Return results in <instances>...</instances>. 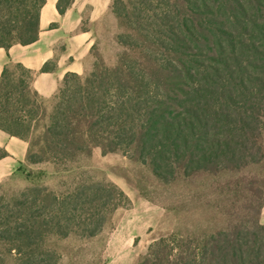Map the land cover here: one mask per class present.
I'll list each match as a JSON object with an SVG mask.
<instances>
[{
  "label": "trees",
  "instance_id": "16d2710c",
  "mask_svg": "<svg viewBox=\"0 0 264 264\" xmlns=\"http://www.w3.org/2000/svg\"><path fill=\"white\" fill-rule=\"evenodd\" d=\"M45 2L0 0V47L37 41ZM111 9L124 52L113 67L99 60L87 75L66 73L50 111L33 87L34 72L5 65L0 129L28 142L25 162L63 164L100 148L133 154L166 181L262 162L264 0H113ZM51 70L48 63L41 69ZM8 155L0 147V160ZM25 162L16 172L34 180ZM121 197L104 184L66 195L39 186L0 195V243L7 246L0 264L4 254L13 264H57L47 240L96 236ZM139 264H264V224L221 231L202 244L160 238Z\"/></svg>",
  "mask_w": 264,
  "mask_h": 264
},
{
  "label": "rangeland",
  "instance_id": "374dc122",
  "mask_svg": "<svg viewBox=\"0 0 264 264\" xmlns=\"http://www.w3.org/2000/svg\"><path fill=\"white\" fill-rule=\"evenodd\" d=\"M72 1L61 0L60 7L65 10ZM90 13L84 10L83 23L75 31L92 33L90 50L69 55L67 45L61 43L59 55L47 62L49 68L56 70L59 63L65 67L72 64L81 75H87L99 60L107 66L116 65L124 52L117 43L123 28L111 7L94 20ZM33 72L35 79L38 72ZM62 83L63 79H59L54 93L43 97L48 111ZM261 146L264 153V130ZM20 149L19 145H13L15 155H19ZM20 161L25 162L26 156L20 159L16 156L9 167L0 164V195L9 198L32 186L66 195L85 184L112 185L124 194L96 236L73 233L47 240L46 245L58 256L57 264H139L151 244L160 238L181 236L202 244L218 232L260 221L264 206V160L240 169L181 175L171 181L157 177L149 164L133 154L103 153L100 148L63 164L25 162V169L34 173V180L16 172ZM6 250L7 246L0 243V253ZM13 263V257L4 254L2 264Z\"/></svg>",
  "mask_w": 264,
  "mask_h": 264
},
{
  "label": "crops",
  "instance_id": "0c3cea01",
  "mask_svg": "<svg viewBox=\"0 0 264 264\" xmlns=\"http://www.w3.org/2000/svg\"><path fill=\"white\" fill-rule=\"evenodd\" d=\"M113 0H73L63 13L58 6L60 0H46L40 12V34L37 41L28 45L16 44L6 50L0 47V76L9 60L21 63L38 74L33 81V87L42 97H48L58 87L59 79H63L68 72L80 74L78 68L68 64L66 67L59 63L58 68L50 72H42V67L59 55V44L67 45L69 55H75L80 50L88 52L92 46V33L89 30L75 32L84 20V10H90L92 20L100 17L111 7ZM56 23V26H52ZM70 45H72L70 48ZM64 53L62 54V56ZM20 146L19 155L13 150V145ZM0 147L9 155L0 160V164L7 167L27 154L28 143L18 137L11 136L0 129ZM260 222L264 224V206L260 214Z\"/></svg>",
  "mask_w": 264,
  "mask_h": 264
}]
</instances>
